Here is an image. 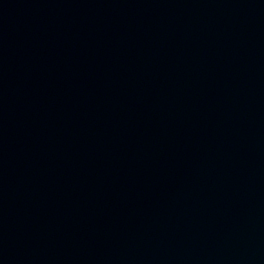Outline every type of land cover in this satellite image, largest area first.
I'll list each match as a JSON object with an SVG mask.
<instances>
[{
  "label": "water",
  "instance_id": "95a60500",
  "mask_svg": "<svg viewBox=\"0 0 264 264\" xmlns=\"http://www.w3.org/2000/svg\"><path fill=\"white\" fill-rule=\"evenodd\" d=\"M0 264H264V0H0Z\"/></svg>",
  "mask_w": 264,
  "mask_h": 264
}]
</instances>
